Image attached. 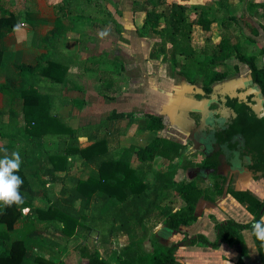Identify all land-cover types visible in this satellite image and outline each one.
Segmentation results:
<instances>
[{
	"label": "trees",
	"instance_id": "obj_1",
	"mask_svg": "<svg viewBox=\"0 0 264 264\" xmlns=\"http://www.w3.org/2000/svg\"><path fill=\"white\" fill-rule=\"evenodd\" d=\"M63 1L51 2V5L56 7V17L61 23L68 18L82 22L91 21L95 30L116 24L117 30L122 32L123 27L112 14L104 10L100 0H83L82 3L65 0V4ZM203 1L205 3L201 0L194 3H190V0H172L171 3L169 0H131L133 16L138 13L145 14L138 32L141 37L154 40L149 58L169 61L175 73L192 83L198 81L193 80L196 77L204 78L208 84L226 77L227 73L219 67L225 66L231 59L255 70L257 56L245 54L243 47L238 42H233L232 34L236 31L233 27L235 16L222 21L227 32L222 35L218 44L208 42L199 52L192 46L191 36L195 26L209 32L217 22V19L212 17V3L221 7L227 5V0ZM208 1L211 3H206ZM225 10L228 11V7ZM16 21L18 18L15 15L0 17V46L3 30L14 28ZM55 31L58 34L65 33L58 28ZM55 31L53 34H56ZM254 35H259V32L255 30ZM262 54L264 55V51ZM179 58H183L184 63ZM93 61V69L99 65L107 66L99 73L97 92L105 99L115 100L121 90L120 75L117 71L122 67L113 69V63L104 58ZM41 63V77L53 83V72L57 70L55 72H59V75L55 78L56 82L65 81L64 63ZM29 86L23 94L30 91L41 100L45 98L47 118H42L41 113L38 116L36 108V114L31 112V107L28 108L31 119L26 124L27 132L35 146L41 148L44 143L55 141L57 149L46 156L34 150L28 154L30 157L26 156L21 163L19 171L14 173L23 181L19 192L25 202L19 207L15 204L11 207L0 204V264H65L62 260L64 253L70 243L78 238L85 240L78 248L81 249L82 258L87 260L86 264H178L175 257L177 249L173 245L166 247L157 244L151 254L143 251L139 253L138 250L127 247L123 255L113 252L108 261L100 256L98 250L90 251L86 241L93 232H96L101 240L104 236L102 228H108L111 236H116L117 231H124L122 235H127L131 244L137 247H142L143 242L149 238L154 243L159 237L151 234L150 224L159 222L164 217V227L178 233L183 226H191L197 221L196 211L201 200L213 203L217 198L223 197L225 191L254 217L252 223L264 215L262 202L253 198L248 190H226L227 181L218 172L211 174L214 178L213 185L204 189L198 185L196 179L182 181L185 172L191 173L192 167L184 168L179 174V171L171 167L164 171L163 169L182 152L183 143L179 140L157 137L143 147L130 146L112 153L108 139L105 136L99 137L97 132L108 126L107 123H112L114 128L123 134L121 122L128 120V125H137L140 132L157 133L165 128L164 113L157 115L142 111H112L107 121L90 131L86 128L74 130L65 122L53 118L52 104L49 103L47 95L37 91L33 84ZM86 133L90 134L88 139L93 143L81 147V138ZM74 161L81 163L83 167L77 176L71 174ZM157 161L161 164L156 185L151 186L147 180ZM33 165L39 167L35 166V171L32 172L25 170V167ZM43 168V175L49 176L51 180L42 187L47 201L46 207L42 209L33 206L35 191L28 175H36L37 170ZM56 173L64 175L58 176ZM161 180L164 182L162 188L159 187ZM57 185L63 187L59 194L54 195L52 189ZM170 189L181 199V208L176 209L178 200L169 199L167 192ZM163 202L169 203L168 206L165 205L167 208ZM252 223L241 225L230 219L217 225L218 239L213 247L226 243L243 249V231L249 230L259 260L250 261L251 257L241 250L237 264H264V244L252 234ZM49 229L54 230L46 235ZM199 239L191 238L186 242L188 245H195ZM205 243L209 245L207 241Z\"/></svg>",
	"mask_w": 264,
	"mask_h": 264
},
{
	"label": "crops",
	"instance_id": "obj_2",
	"mask_svg": "<svg viewBox=\"0 0 264 264\" xmlns=\"http://www.w3.org/2000/svg\"><path fill=\"white\" fill-rule=\"evenodd\" d=\"M51 2L52 0H0V17L7 18L15 15L18 18L14 28H6L1 34L0 158H3L6 154L11 157L13 152H18L23 162L26 156L34 152V150L46 156L49 152H55L57 149L54 140L53 143H44L41 148L39 146H36L34 149L25 148V146H28L26 144L27 140H25L28 137L26 124L31 119L28 108L31 107L33 110L31 112L33 113L36 112L34 109L36 108L38 116L41 113L42 118H47L45 116V98L41 100L30 91L23 94V91L30 87L31 79L35 78L40 81L34 86L41 94L49 97V103L52 104L51 115L53 118H57L59 121L61 120L69 125V122L75 120L72 118L73 115L75 116V112L80 116L84 115L83 120L86 122V125L78 128H73L69 125L74 130L95 127L105 120L107 121L108 116L112 112L111 109L114 108H109L111 104H105V102L110 100L101 97L97 92L99 77H96V82L92 81V76L99 75L100 71L104 70L107 66L99 65L96 69L91 68L92 64L89 62L95 60L96 57L93 53L94 44L91 42L93 37L91 32H88L89 34L80 33L77 25L80 23H84V25L90 23L92 34H97L98 31L105 32L108 27L115 26L118 35L126 37L125 33L128 29L131 26L140 27L145 18V14L143 13L133 16L132 5L129 4L121 6L119 17H114L123 27L122 32L117 30L116 24H112L105 29L96 28L95 30L91 21L82 22L69 18L61 23L56 17V7L51 5ZM139 17H141L140 20L142 22H138ZM135 23L137 25L134 26ZM60 24L65 25V33L53 34ZM17 25H21V27L17 28ZM115 57H119L117 52ZM61 59L64 60L66 70L64 82H56L55 78H58L59 75V72L57 74L55 72L57 70L53 72V83L41 77V68L43 66L41 62L46 64L50 61L63 63L60 61ZM103 66L104 68H102ZM119 97L120 95L117 96L112 105H115L114 103L118 99L122 100ZM122 97L126 96L122 95ZM119 100L117 105L120 104ZM122 101L121 108H124L127 102H124V99ZM25 106L26 109H24ZM104 107L107 109L106 111ZM102 131V129L97 131L101 138L104 136V132ZM141 133L147 136L156 134L153 132ZM89 135L86 133L81 140H86L91 145L93 141L88 139ZM123 135L124 133L115 137L119 139L120 149L137 146L134 144L130 146L124 145V141H122ZM157 137L160 136L155 135V138ZM162 138L171 139L169 137ZM22 140L25 141L23 142ZM17 148L21 150H15ZM35 166L36 168L39 167L37 165L27 166L25 170L35 171ZM166 170H168V167ZM44 172L45 169L43 168L37 170L36 175H28L30 182L33 179L35 181L34 185L36 183L38 188L35 191V201L33 204L35 208L43 209L42 203H44L45 207L47 205L45 190L42 187L51 178L46 175L44 176ZM56 174L62 176V173ZM232 187L237 191L250 190L260 197H264V183L253 184L246 178H239L233 183ZM227 188H230L228 184L226 185V190ZM53 189L52 192L56 195V188L54 187ZM196 215L197 221L191 226H183L178 233L164 227V217L159 222L150 224L151 234L157 235L159 233L161 236L164 235L163 240L173 241L172 244L177 249L175 257L178 264H237L242 253L241 250L244 251V254L251 257L250 261L256 262L259 260V255L249 230L243 233L245 238V243L242 246L243 249L240 246H230L226 243H220L216 247H213V244H216L218 239L217 225L223 224L230 219L240 224H247L254 218L245 207L240 205L231 195L226 194V191L223 197L216 199L213 203L201 200L197 206ZM186 237L200 239L195 245H188L184 242ZM203 240L207 241L209 245H206Z\"/></svg>",
	"mask_w": 264,
	"mask_h": 264
},
{
	"label": "rangeland",
	"instance_id": "obj_3",
	"mask_svg": "<svg viewBox=\"0 0 264 264\" xmlns=\"http://www.w3.org/2000/svg\"><path fill=\"white\" fill-rule=\"evenodd\" d=\"M48 1V0H47ZM61 2L63 0H52ZM196 0H190V3H194ZM205 3L203 0H201ZM65 4V0L63 1ZM74 3H82L83 0H73ZM100 4H102L104 10L114 17H119V13L121 12V6L131 4V0H100ZM172 0H169L171 3ZM211 3V2H206ZM225 6V3H224ZM213 12L212 17L217 19V22L212 26L211 31L205 32L200 27L195 26L191 40L192 46L199 52L208 42L218 44L222 39V35H224L227 30L222 25V21L225 19H229L230 17H236V20L233 24V27L236 29L235 33L232 34L233 42H238L243 47V52L247 55H253L258 57V65L264 66V55H261V52L264 51V0H227L226 7H221L218 4H213ZM228 7V11L225 9ZM252 8V11H251ZM141 17L138 18V22H140ZM69 19V18H68ZM71 20V19H70ZM65 22V21H64ZM142 22V21H141ZM75 23V22H73ZM80 23L78 26L80 33H88L91 32L93 40L91 41L93 45V53L96 57H104L105 60L111 61L113 63L112 68H119L118 75H120L121 80V90H120V97L124 102H127L126 107L121 108L122 100L115 101L116 103L113 104L114 100H110L105 102V104H111L109 108L111 111L117 112H132V111H142V112H152L155 114L164 113V121H165V128L157 132L154 135H143L136 125H128V120H124L121 122V128H125L124 137L122 141H124V145H137V146H145L152 139L155 138V135L160 137H169L171 139L178 140L177 137H174L175 134L173 130H176L175 127L179 125L178 121L180 120V115L183 114L184 107L186 103L193 101V90L197 88L195 84H188L184 78L178 73H175L172 69V65L169 61L165 60H151L149 58V53L153 47L154 40L148 39L146 37H141L140 33L138 32L139 26L137 23L134 24L135 27H130L128 31L125 33L126 37L119 36L116 32L115 26L108 27L105 32L98 31L97 34H92V26L90 23ZM142 24V23H141ZM140 24V25H141ZM58 29L65 31V25L60 24ZM137 29V30H136ZM257 30L259 35H254V31ZM56 34L57 31H55ZM89 34V33H88ZM116 52L119 56L116 58ZM95 57V60L97 59ZM203 59L202 56H200ZM179 60L184 63L183 58H179ZM61 62L64 63V60L61 59ZM94 61L91 60L89 63H93ZM116 62V64H115ZM117 66V67H116ZM104 68V66L102 67ZM101 68V69H102ZM112 69V70H113ZM220 70L227 72L228 75H233L235 72H241L242 75H245L248 71V66L240 63L238 60L231 59L226 62L225 66H220ZM120 70V71H119ZM99 75H93L92 81L96 82V77L98 78ZM35 79V78H34ZM30 81V85H37L40 81L38 80ZM194 78L193 80H196ZM199 80V79H198ZM42 84V83H41ZM40 84V86H41ZM45 85V84H42ZM58 93V91H56ZM91 93V92H90ZM118 95V96H119ZM125 95L126 97H122ZM104 102V101H102ZM25 109V107H24ZM105 111L107 110L104 107ZM110 111V112H111ZM105 113V112H104ZM84 116V115H83ZM83 116H80L78 113L75 112V116L73 115L72 120L69 122V125L73 128H78L80 126H85L86 122L83 120ZM105 117V116H104ZM106 121V120H105ZM104 121V122H105ZM103 122V123H104ZM100 123V122H96ZM108 126L102 128V132H104V136L108 139L110 150L113 152H118L120 149L119 139H116L117 135L120 134L119 129L114 128L115 126L112 123H107ZM93 127H86L88 131ZM13 132V131H12ZM11 132V133H12ZM135 132V133H134ZM13 135V133H12ZM174 135V136H173ZM28 137L25 139L26 144L25 148L34 149L36 148L35 144L31 141V136L28 134ZM103 136V137H104ZM126 138V139H125ZM25 140H22L23 142ZM29 140V141H28ZM21 141V140H20ZM181 141V140H179ZM182 142V141H181ZM80 145L82 147H87L90 145V142L86 140H81ZM123 145V142H122ZM182 152L180 156L176 159H173L167 167H171L176 169L178 174L187 167L194 168L196 165L193 163L194 161L198 160V153L196 154L194 148L191 146L190 142L184 143ZM24 148V147H22ZM17 148L15 150H19ZM21 150V149H20ZM24 150V149H22ZM29 158L30 155H27ZM73 169L72 175L77 176L82 171L81 163L79 162H72ZM160 161L155 163V171L148 176V182L151 186L156 185V179L158 176V169L160 166ZM165 167L163 170H166ZM87 173V172H86ZM64 174L62 173V176ZM190 173L185 172L182 181L189 182L191 180ZM197 180L198 185L201 188H209L210 184L213 183V176L208 175L204 176L203 179L195 178ZM51 180V179H50ZM49 180V181H50ZM33 179H31L32 185H34ZM161 184L159 187H163V180L160 181ZM159 184V183H158ZM53 187V186H50ZM63 186L57 185L56 188V195L60 193V190ZM34 191L38 188L35 185L33 186ZM54 190V189H52ZM169 195V199L178 200L177 208H181L183 203L180 201L181 199L176 196V192L173 190H169L167 192ZM168 199V201H169ZM165 200V199H164ZM45 207L44 203L41 204ZM163 205L168 206L169 203H164ZM165 206V207H166ZM167 208V207H166ZM155 223V222H154ZM151 227V225H150ZM100 229V228H99ZM103 235L101 240L96 232H93L91 236L86 241V246L90 251L98 250L100 256L105 260H110L112 257V253H117L118 255H123L127 247L134 250V251H141L151 254L156 248L157 244L168 246L170 247L172 244L171 241L163 240L164 235L157 233L158 240H155L154 243L151 241L152 239L149 238L143 242L142 247H137V245H132L129 237L127 235H122L124 231L120 230L117 231L116 236L110 235V229L102 228ZM54 229H49L46 235H49L53 232ZM101 230V229H100ZM163 238V239H162ZM178 240V239H177ZM85 240L83 238H78V240H74L70 243L69 248L65 251L63 261L65 264H86L87 260L82 258V253L80 246L82 242ZM119 246H118V244ZM175 244V242H174ZM141 246V245H140ZM105 249L107 251H105ZM128 250V249H127ZM40 253V252H38ZM135 256V255H134ZM58 262V261H57Z\"/></svg>",
	"mask_w": 264,
	"mask_h": 264
},
{
	"label": "flooded vegetation",
	"instance_id": "obj_4",
	"mask_svg": "<svg viewBox=\"0 0 264 264\" xmlns=\"http://www.w3.org/2000/svg\"><path fill=\"white\" fill-rule=\"evenodd\" d=\"M255 64V70L247 65L245 75L226 72V77L210 84L201 77L196 83L188 81L198 86L192 94L195 106L187 116L194 128L179 125L173 136L183 146L190 142L198 153V160H193L196 166L189 172L191 179L208 176L199 174L202 169L220 172L231 189L239 178L264 183V66L258 65V57ZM185 106L188 109L190 102ZM248 191L264 204V197Z\"/></svg>",
	"mask_w": 264,
	"mask_h": 264
},
{
	"label": "clouds",
	"instance_id": "obj_5",
	"mask_svg": "<svg viewBox=\"0 0 264 264\" xmlns=\"http://www.w3.org/2000/svg\"><path fill=\"white\" fill-rule=\"evenodd\" d=\"M19 27L21 25H17V28ZM21 163L18 152H13L11 157L6 154L3 158H0V204L6 207H11L13 204L19 207L25 202L19 192L23 181L18 175L14 174L19 171ZM21 210L27 211V209ZM251 227L252 234L264 244V217L252 223Z\"/></svg>",
	"mask_w": 264,
	"mask_h": 264
},
{
	"label": "water",
	"instance_id": "obj_6",
	"mask_svg": "<svg viewBox=\"0 0 264 264\" xmlns=\"http://www.w3.org/2000/svg\"><path fill=\"white\" fill-rule=\"evenodd\" d=\"M186 85H188V84H186ZM195 106V102L194 103H192V102H190V106L188 107V109H186L187 108V106H185L184 107V110L182 111L183 112V114L182 115H180V120L178 121V123H179V125H185L186 126V124L190 127V129L191 128H194V126H193V124H191L189 121H188V119H187V116H188V114L191 112V111H193V107ZM158 115V114H157ZM164 115V114H163ZM178 125V126H179ZM215 172V170H200L199 171V174H204V175H211V174H213ZM236 172V171H235ZM220 173V172H219Z\"/></svg>",
	"mask_w": 264,
	"mask_h": 264
}]
</instances>
